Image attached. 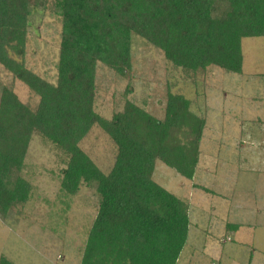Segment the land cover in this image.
<instances>
[{"label":"trees","instance_id":"trees-1","mask_svg":"<svg viewBox=\"0 0 264 264\" xmlns=\"http://www.w3.org/2000/svg\"><path fill=\"white\" fill-rule=\"evenodd\" d=\"M45 2L0 0V64L39 97L32 107L13 85L1 93L0 217L31 197L23 170L33 136L40 134L67 156L62 189L76 194L95 183L99 193L80 264H177L192 224L190 200L153 175L161 160L195 179L206 119L171 90L163 119L129 99L123 111L105 118L94 107L98 66L128 77L137 34L184 70L217 66L242 74L243 39L264 36V0H55L62 17L56 82L25 63L29 18ZM259 77L264 81V73ZM94 126L116 146L108 173L81 146ZM0 264L16 263L1 256Z\"/></svg>","mask_w":264,"mask_h":264},{"label":"rangeland","instance_id":"rangeland-1","mask_svg":"<svg viewBox=\"0 0 264 264\" xmlns=\"http://www.w3.org/2000/svg\"><path fill=\"white\" fill-rule=\"evenodd\" d=\"M29 19L25 63L56 82L62 17L55 0L33 8ZM243 52L242 74L217 66L191 72L133 34L128 77L98 66L94 107L105 118L123 111L129 99L163 119L171 90L189 98L193 112L206 119L195 179L182 177L161 160L153 175L190 200L192 224L177 264H264V81L259 77L264 73V36L244 38ZM6 85L37 106L39 97L0 64V97ZM81 146L104 173L110 172L116 146L99 126ZM66 159L55 144L34 134L23 170L32 184L31 197L0 217V257L16 264H80L100 199L95 183L81 185L76 194L62 189Z\"/></svg>","mask_w":264,"mask_h":264},{"label":"crops","instance_id":"crops-1","mask_svg":"<svg viewBox=\"0 0 264 264\" xmlns=\"http://www.w3.org/2000/svg\"><path fill=\"white\" fill-rule=\"evenodd\" d=\"M235 226H236V225H231V224H230V229L232 230V229L234 228V230H235V228H236V230H238V229H237L238 227H235ZM239 231H240V230H239ZM257 249H258V248H257ZM255 251H256V250H255ZM257 251H258V250H257ZM257 251H256V252H257ZM253 256H254V255H252V257H253Z\"/></svg>","mask_w":264,"mask_h":264}]
</instances>
